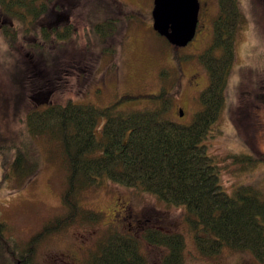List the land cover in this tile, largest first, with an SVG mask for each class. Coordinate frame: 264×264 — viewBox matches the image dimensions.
<instances>
[{
    "label": "rangeland",
    "instance_id": "1",
    "mask_svg": "<svg viewBox=\"0 0 264 264\" xmlns=\"http://www.w3.org/2000/svg\"><path fill=\"white\" fill-rule=\"evenodd\" d=\"M86 1L81 5H87ZM198 1L195 35L179 48L167 45L152 30L153 0H111L117 26L109 36L100 34L99 43L84 26L86 6H80L85 13L78 10V15L72 14L77 29L60 46L31 47L33 39L28 34L23 43L18 38L14 42L11 33L0 30V139H14L38 162L37 171L22 187L0 184V221L8 227L5 236L24 243L45 220L65 212L60 196L65 171L58 159L47 158L45 140L27 133L21 121L26 109H42L68 98L104 107L124 94L135 97L121 102L119 110L152 108L153 102L145 95L158 92L163 85L161 71L168 70L169 78L178 76L179 83L165 117L180 124L192 121L201 107L199 94L208 83L198 56L211 44L218 13L217 0ZM238 5L243 23L235 38L225 103L203 143L218 165L228 193L249 185L264 198V160L246 164L234 157L264 153V105L258 101L264 91V0H238ZM169 82L166 86L170 90ZM102 122L104 118L94 130L97 136ZM256 129L261 131L256 134ZM1 172L0 166V180ZM79 201L103 217L96 223H73L41 242L35 256L38 264H84L89 250L110 230L138 238L147 264H161L168 249L141 237L148 228L184 236L183 264H262L248 252L227 249L215 257L202 256L185 221V209L162 202L153 194L104 180L85 189ZM2 247L0 244V264H8Z\"/></svg>",
    "mask_w": 264,
    "mask_h": 264
},
{
    "label": "trees",
    "instance_id": "2",
    "mask_svg": "<svg viewBox=\"0 0 264 264\" xmlns=\"http://www.w3.org/2000/svg\"><path fill=\"white\" fill-rule=\"evenodd\" d=\"M217 2L211 44L198 56L208 83L199 94L201 107L190 123L180 124L165 117L179 83L178 76L169 78L168 70L161 71L163 85L158 92L145 95L153 102L152 108L119 110L121 102L135 97L124 94L104 107L75 103L68 98L42 109L30 107L24 111L21 121L27 133L42 137L49 161L58 159L65 171L60 195L65 212L45 220L24 243L9 234L5 236L8 227L0 221V244L7 253L8 264H38L35 256L41 242L73 223L100 221L103 214L84 208L79 200L85 189L104 180L183 207L185 221L202 256L215 257L227 249L248 252L264 264V198L249 185L228 193L221 183L218 165L203 143L223 109L235 38L243 23L238 0ZM258 101L264 105V91ZM100 118L104 122L97 136L94 130ZM255 131L258 134L261 129ZM250 154L234 157L246 164L264 160L263 152L256 157ZM0 166V184L20 188L35 174L38 162L14 139L1 137ZM141 237L168 249L161 264H183L186 242L181 233L148 228ZM84 264H147V259L140 251L138 238L110 230L89 250Z\"/></svg>",
    "mask_w": 264,
    "mask_h": 264
},
{
    "label": "flooded vegetation",
    "instance_id": "3",
    "mask_svg": "<svg viewBox=\"0 0 264 264\" xmlns=\"http://www.w3.org/2000/svg\"><path fill=\"white\" fill-rule=\"evenodd\" d=\"M81 1L83 2V0H0V30L11 33L14 42L18 38V41L23 43L24 36L28 34V38L33 39L29 41L31 47L60 46L66 44L71 31L77 29L71 19L72 14L78 15L76 11H83L80 6H86L87 13L85 10L83 12L87 24L84 26L92 32L99 43L101 31L106 37L113 33L117 26L114 5L111 0H87V5H81ZM7 36L10 37V34Z\"/></svg>",
    "mask_w": 264,
    "mask_h": 264
},
{
    "label": "water",
    "instance_id": "4",
    "mask_svg": "<svg viewBox=\"0 0 264 264\" xmlns=\"http://www.w3.org/2000/svg\"><path fill=\"white\" fill-rule=\"evenodd\" d=\"M198 10V0H153L152 29L172 46L184 47L195 35Z\"/></svg>",
    "mask_w": 264,
    "mask_h": 264
}]
</instances>
